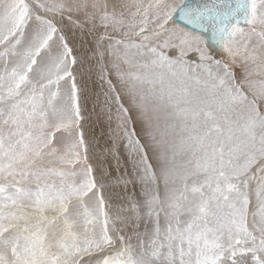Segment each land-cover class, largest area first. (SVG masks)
Wrapping results in <instances>:
<instances>
[{
    "label": "snow or ice",
    "instance_id": "snow-or-ice-1",
    "mask_svg": "<svg viewBox=\"0 0 264 264\" xmlns=\"http://www.w3.org/2000/svg\"><path fill=\"white\" fill-rule=\"evenodd\" d=\"M0 264H264V0H0Z\"/></svg>",
    "mask_w": 264,
    "mask_h": 264
}]
</instances>
